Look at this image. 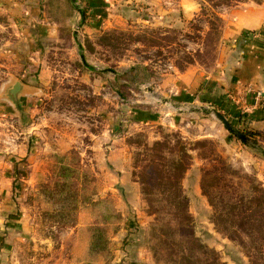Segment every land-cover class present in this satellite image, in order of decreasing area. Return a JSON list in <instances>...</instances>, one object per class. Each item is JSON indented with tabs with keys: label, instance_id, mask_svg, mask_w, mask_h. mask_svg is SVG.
I'll return each instance as SVG.
<instances>
[{
	"label": "rangeland",
	"instance_id": "1",
	"mask_svg": "<svg viewBox=\"0 0 264 264\" xmlns=\"http://www.w3.org/2000/svg\"><path fill=\"white\" fill-rule=\"evenodd\" d=\"M248 3L0 0V264H264L257 91L202 79Z\"/></svg>",
	"mask_w": 264,
	"mask_h": 264
},
{
	"label": "crops",
	"instance_id": "2",
	"mask_svg": "<svg viewBox=\"0 0 264 264\" xmlns=\"http://www.w3.org/2000/svg\"><path fill=\"white\" fill-rule=\"evenodd\" d=\"M14 4L17 5L15 9L21 8L20 1ZM224 32V38L229 41L225 58L212 73L203 76L204 86L209 87V91L211 87L222 90L219 91L221 95L213 96L214 100L229 97L223 95L229 92L244 95L246 87L261 91L263 96L260 99L254 95L257 94L255 91L242 97L248 102L250 112L247 118L251 126L256 130L264 129V4L238 5L229 13ZM190 73L192 71L188 69L181 77L188 79Z\"/></svg>",
	"mask_w": 264,
	"mask_h": 264
},
{
	"label": "water",
	"instance_id": "3",
	"mask_svg": "<svg viewBox=\"0 0 264 264\" xmlns=\"http://www.w3.org/2000/svg\"><path fill=\"white\" fill-rule=\"evenodd\" d=\"M217 116L230 131L237 134L242 140H246V135L243 132H240L239 130L235 129V127L227 120V118L223 114L217 112Z\"/></svg>",
	"mask_w": 264,
	"mask_h": 264
},
{
	"label": "trees",
	"instance_id": "4",
	"mask_svg": "<svg viewBox=\"0 0 264 264\" xmlns=\"http://www.w3.org/2000/svg\"><path fill=\"white\" fill-rule=\"evenodd\" d=\"M256 131H258V130H256ZM256 131H253V130L252 131H248V132L244 131V133H245V135L247 137V141H249L251 137H253V136L258 134V132H256Z\"/></svg>",
	"mask_w": 264,
	"mask_h": 264
},
{
	"label": "built area",
	"instance_id": "5",
	"mask_svg": "<svg viewBox=\"0 0 264 264\" xmlns=\"http://www.w3.org/2000/svg\"><path fill=\"white\" fill-rule=\"evenodd\" d=\"M256 93H257V97L260 98L261 95H262V92L261 91H257Z\"/></svg>",
	"mask_w": 264,
	"mask_h": 264
}]
</instances>
